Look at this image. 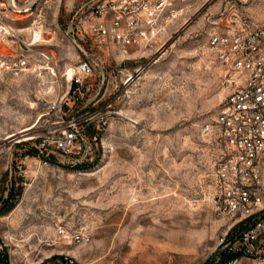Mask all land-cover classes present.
<instances>
[{
	"label": "rangeland",
	"instance_id": "374dc122",
	"mask_svg": "<svg viewBox=\"0 0 264 264\" xmlns=\"http://www.w3.org/2000/svg\"><path fill=\"white\" fill-rule=\"evenodd\" d=\"M78 1L49 0L39 29L30 12L12 24L15 54L34 33L39 42L26 70L0 67V264L67 255L77 264H264L231 250L244 225L214 208V147L203 133L227 95L209 35L227 4L262 17L264 0H190L161 43L128 53L73 42ZM83 59L93 72L74 103L70 79ZM85 113L86 152L57 150L66 122Z\"/></svg>",
	"mask_w": 264,
	"mask_h": 264
},
{
	"label": "built area",
	"instance_id": "2783aa9c",
	"mask_svg": "<svg viewBox=\"0 0 264 264\" xmlns=\"http://www.w3.org/2000/svg\"><path fill=\"white\" fill-rule=\"evenodd\" d=\"M190 0H80L71 8L67 34L79 47L117 48L124 53L153 49L167 33L177 6ZM49 0H26L18 7L14 0L0 2V67L23 71L32 66L35 33L27 48L17 53L21 42L13 27L19 13L30 12L32 25L44 24ZM248 7L227 4L219 15L218 28L209 35L214 59L221 68L219 85L227 92L215 118L203 126L214 147L211 174L212 201L216 212L229 217L243 230L233 236L232 252L264 256V16L248 12ZM219 23V22H218ZM43 33V31H40ZM45 58L48 53L38 52ZM36 64V63H35ZM93 66L83 59L72 72L73 102L89 90L85 78ZM69 73V72H68ZM89 113L73 116L54 138L55 148L66 155L86 152ZM64 230L60 231L63 233ZM76 242H87L82 232L72 234ZM238 259L230 261L236 264ZM63 264H77L66 256Z\"/></svg>",
	"mask_w": 264,
	"mask_h": 264
},
{
	"label": "bare ground",
	"instance_id": "6f19581e",
	"mask_svg": "<svg viewBox=\"0 0 264 264\" xmlns=\"http://www.w3.org/2000/svg\"><path fill=\"white\" fill-rule=\"evenodd\" d=\"M39 33H40V32H39ZM39 33L37 32V34H39ZM37 36H38V35H37ZM28 138H31V137H28ZM28 138H27V139H28Z\"/></svg>",
	"mask_w": 264,
	"mask_h": 264
},
{
	"label": "trees",
	"instance_id": "16d2710c",
	"mask_svg": "<svg viewBox=\"0 0 264 264\" xmlns=\"http://www.w3.org/2000/svg\"><path fill=\"white\" fill-rule=\"evenodd\" d=\"M234 256V255H233Z\"/></svg>",
	"mask_w": 264,
	"mask_h": 264
}]
</instances>
